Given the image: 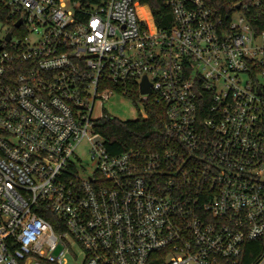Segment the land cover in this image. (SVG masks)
Segmentation results:
<instances>
[{
	"label": "built area",
	"instance_id": "1",
	"mask_svg": "<svg viewBox=\"0 0 264 264\" xmlns=\"http://www.w3.org/2000/svg\"><path fill=\"white\" fill-rule=\"evenodd\" d=\"M166 6L0 0V264H264V31ZM116 95L165 109L160 150L109 154Z\"/></svg>",
	"mask_w": 264,
	"mask_h": 264
},
{
	"label": "trees",
	"instance_id": "2",
	"mask_svg": "<svg viewBox=\"0 0 264 264\" xmlns=\"http://www.w3.org/2000/svg\"><path fill=\"white\" fill-rule=\"evenodd\" d=\"M82 3L87 7L91 3H97V0H73ZM143 6H147L160 28H168L172 24V16L166 6L167 0H134ZM204 3L219 14L224 19L238 10L241 5V11L245 14L251 30L255 34L264 31V0H203ZM6 18L0 16V23H5ZM15 34H17L15 32ZM0 45L2 42L0 41ZM112 89L116 88L110 85ZM118 88V87H117ZM119 90V89H118ZM121 90V89H120ZM147 117H140L135 121H121L118 118L107 116L101 120L97 130L105 139V145L109 154L116 156L130 150H139L142 152H154L160 150L163 146L165 109L155 103H149L145 107ZM48 221L54 222L55 217L46 216ZM246 246H260L253 242ZM249 261L253 258L247 257ZM151 264H163L159 256H154Z\"/></svg>",
	"mask_w": 264,
	"mask_h": 264
},
{
	"label": "rangeland",
	"instance_id": "3",
	"mask_svg": "<svg viewBox=\"0 0 264 264\" xmlns=\"http://www.w3.org/2000/svg\"><path fill=\"white\" fill-rule=\"evenodd\" d=\"M232 21L238 23V16H233ZM6 32L7 29L4 28L3 25H0V41L4 39ZM102 112L108 116L118 118L121 121H135L140 117L146 116V112L139 97L130 99L119 95L113 96L103 104L98 103L95 117L98 118ZM80 153L82 154L83 160L87 161L88 155L86 146L82 145Z\"/></svg>",
	"mask_w": 264,
	"mask_h": 264
},
{
	"label": "water",
	"instance_id": "4",
	"mask_svg": "<svg viewBox=\"0 0 264 264\" xmlns=\"http://www.w3.org/2000/svg\"><path fill=\"white\" fill-rule=\"evenodd\" d=\"M241 5H238V9H240ZM21 26V21L16 24V28H19ZM12 34H8L5 38L6 41H11ZM1 50V48H0ZM141 93L146 95L150 93V86L148 85L147 79L145 78L142 85H141Z\"/></svg>",
	"mask_w": 264,
	"mask_h": 264
}]
</instances>
